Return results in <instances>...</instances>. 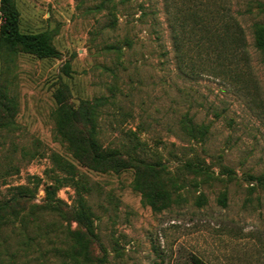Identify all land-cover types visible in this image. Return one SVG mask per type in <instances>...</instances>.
<instances>
[{"label":"rangeland","instance_id":"374dc122","mask_svg":"<svg viewBox=\"0 0 264 264\" xmlns=\"http://www.w3.org/2000/svg\"><path fill=\"white\" fill-rule=\"evenodd\" d=\"M216 1L245 30L247 85L174 68L167 12L192 0H14L19 30L46 32L59 55L1 50L9 114L0 113V203L24 190L0 226V264H99L102 256L103 264H192V254L207 264H264V191L248 189L249 175L264 173V52L252 34L264 0ZM58 88L86 137V111L98 99L103 146L134 151L151 168L111 172L92 169L87 154L78 160L72 124L58 128ZM184 111L211 122L203 142L180 129ZM72 174L79 184L66 180ZM45 184L70 208L81 190L95 240L44 207Z\"/></svg>","mask_w":264,"mask_h":264},{"label":"trees","instance_id":"16d2710c","mask_svg":"<svg viewBox=\"0 0 264 264\" xmlns=\"http://www.w3.org/2000/svg\"><path fill=\"white\" fill-rule=\"evenodd\" d=\"M217 3L216 0H192V3L183 10L173 11L172 6L168 9L174 68L186 78L193 79L201 75H208L247 85L250 81L247 77L249 51L245 30L237 18L231 16L227 8L217 5ZM18 20L19 12L15 7L14 0H0V57L4 47L12 48L14 46L39 58L59 55V52L50 44L46 32L22 33L19 30ZM252 34L254 46L264 52V23H256ZM54 96L58 105V113H60L59 131L64 133L63 129L66 127V123L72 124L74 129L69 142L74 147V155L78 160H83L87 154L88 163L92 169L111 172H120L129 168L137 172L141 164L151 168L144 160L133 155L134 151L132 150V153L126 152L129 153L126 154L118 147L103 146L96 134L98 99H95V102L86 111L88 122L91 123L89 131L91 136L86 137V134L80 131L76 123L70 119L72 111L68 109L69 104L65 101V92L58 88ZM2 100L0 92V113L4 111L9 114V105ZM210 126V121L196 122L189 111H184L179 118V127L185 132V136L190 142H203ZM128 161H130V165ZM223 167L226 168V166ZM248 179L255 183L249 186L250 191L256 187L264 191L263 172L249 175ZM66 180L71 184H79L74 176ZM55 188L51 184H45L47 202L44 207L57 209L63 218L70 216L71 220L76 221L78 226L84 229L85 235L95 240L93 212L81 190L76 188L75 206L70 208L62 200L54 197ZM14 189L17 191L16 194L9 200L0 203V226L6 222L5 213L11 203H17L21 199L24 186H16ZM136 189H141L143 196L148 198L150 205L155 208L157 201L155 196L144 192L143 188H139L137 184ZM225 193L223 191L222 197L218 199L222 205H226ZM203 203H207V200H198L197 205ZM79 250L81 255L85 253L86 241L79 240ZM103 257L98 258L99 264H103ZM191 263L207 264L195 254L191 256Z\"/></svg>","mask_w":264,"mask_h":264},{"label":"water","instance_id":"95a60500","mask_svg":"<svg viewBox=\"0 0 264 264\" xmlns=\"http://www.w3.org/2000/svg\"><path fill=\"white\" fill-rule=\"evenodd\" d=\"M0 78H1V57H0Z\"/></svg>","mask_w":264,"mask_h":264}]
</instances>
